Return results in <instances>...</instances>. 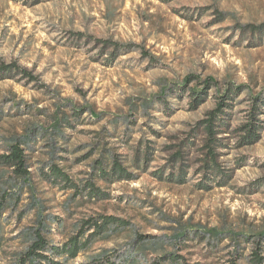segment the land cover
<instances>
[{
    "label": "rangeland",
    "instance_id": "374dc122",
    "mask_svg": "<svg viewBox=\"0 0 264 264\" xmlns=\"http://www.w3.org/2000/svg\"><path fill=\"white\" fill-rule=\"evenodd\" d=\"M96 39L138 45L146 53L139 48L111 59ZM0 60L38 78L0 80V153L12 138L25 142L34 165L31 185L43 214L54 220L53 243L60 245L91 214L123 220L64 264H89L105 249L118 264H148L162 241L186 264H222L236 250L230 233L264 230V115L258 142L238 147L230 139L222 148L226 185L202 190L195 186L200 141L190 134L215 106L217 90L193 110L186 92L208 78L217 89L244 85L231 110L233 126L249 95L264 96V0H0ZM189 76L194 80L177 90ZM186 139L196 144L186 149L191 166L184 167L185 182L158 178L160 169L177 171L175 148L167 147ZM102 149L117 153L133 174L110 184L98 179L109 191L107 200L87 201L85 194L68 201L73 191L39 170L58 162L76 181L86 180ZM3 181L11 185L0 170V191ZM24 191L16 211L0 219V264H10L26 246L23 229L31 227L35 212L25 207L29 186ZM180 226L202 227L207 238L219 232L222 242L209 245L192 234L174 241ZM244 247L241 241L238 252Z\"/></svg>",
    "mask_w": 264,
    "mask_h": 264
},
{
    "label": "trees",
    "instance_id": "16d2710c",
    "mask_svg": "<svg viewBox=\"0 0 264 264\" xmlns=\"http://www.w3.org/2000/svg\"><path fill=\"white\" fill-rule=\"evenodd\" d=\"M82 35V33H78V36ZM94 43L101 44V52H109L111 59L134 49H141L138 45L112 40L96 39ZM141 53L145 54L146 51L141 49ZM17 78L26 79L29 82L38 80L32 71L18 65L16 62L0 60V80ZM193 80L189 76L181 84H177L175 88L177 90L184 89V85H188ZM211 89L217 90L214 97L215 106L208 110L202 119L197 121L192 130L194 134H190V137L198 138L200 141V146L197 150L199 155L195 166L197 167L196 173L200 174L201 177L195 186L202 190H210L213 186L226 185L227 176L221 169L220 152L222 148L229 145L228 141L233 139L238 147L255 144L261 139V130L263 128L261 115H264V96L260 94L249 95L248 104L243 109L240 121L234 126L231 123V110L238 103L237 99L240 94L244 92V85L226 84L223 89H217L216 82L211 78L199 81L197 86L191 87L186 91L190 108L192 110L197 109L206 102ZM77 111L80 112L82 110ZM24 143L21 139L12 138L6 144L3 152L0 153V170L2 173L8 174L11 179L10 186H8L6 181H3L5 184L3 190L0 191V219L7 211L10 214L16 211L26 186H29V191L28 203H26L25 207L31 206L35 212L31 227L23 229L27 241L26 246L23 250L13 253L10 264H64L65 261L75 259L81 251L86 250L93 242L95 236L108 237L109 233L116 226H119L123 220L102 212L82 217L75 223L74 229L60 245L54 244L49 236L54 220L49 215L43 214L45 206L38 201L39 198L34 185H31L33 174L31 168L34 165L30 160L31 157ZM195 144V140L186 139V141H180L176 145L167 147L175 148L171 159L173 165L178 163L177 171H170L165 174L163 169H160L155 173L158 178L177 180V182L184 183L186 180L184 174L187 173V171H183L184 167L191 166L185 163L186 157H188L186 149L190 150ZM91 152L83 154L79 157V161L88 159L92 155ZM117 156L115 152L100 150L99 156L91 162L92 168L88 174L90 177L82 181H76L65 167L58 162L42 163L39 170L46 180L59 186L62 190L70 189L73 191L68 201L77 198H82L81 200H83L85 194L87 201L107 200L110 198L109 191L101 189L96 182L98 179L107 184L133 179V174L122 164ZM145 158L147 159L146 156H144ZM25 213L26 208L24 207L17 211V221H20ZM1 231L2 225L0 223V233ZM190 234H192V239L209 242V245L215 243V246H217L218 243L222 242L219 232H213V238H207L206 235H209L207 231L202 227L194 226H180L173 239L174 241H180L182 238L186 240ZM230 235H233L231 243L236 244V250L234 249V251L229 253L222 264H264V230L258 233H230ZM241 241L246 243V247H244V252L240 253L238 248ZM231 243L229 246H232ZM89 264L118 263L111 259L109 251L105 249L92 258ZM148 264H186V259L173 251L167 250L164 247V241H162L156 249L155 257ZM194 264L204 263L197 261Z\"/></svg>",
    "mask_w": 264,
    "mask_h": 264
}]
</instances>
